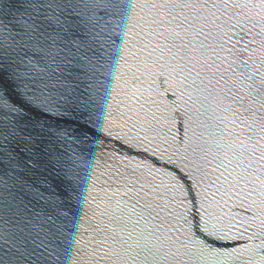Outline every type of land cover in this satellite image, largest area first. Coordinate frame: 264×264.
Here are the masks:
<instances>
[{
    "label": "water",
    "instance_id": "water-1",
    "mask_svg": "<svg viewBox=\"0 0 264 264\" xmlns=\"http://www.w3.org/2000/svg\"><path fill=\"white\" fill-rule=\"evenodd\" d=\"M0 264H264V84L0 30Z\"/></svg>",
    "mask_w": 264,
    "mask_h": 264
}]
</instances>
